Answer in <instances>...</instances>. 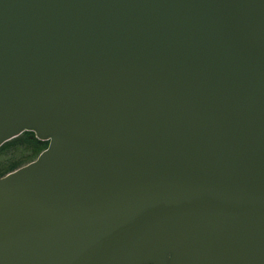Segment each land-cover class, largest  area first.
Masks as SVG:
<instances>
[{
    "label": "water",
    "instance_id": "95a60500",
    "mask_svg": "<svg viewBox=\"0 0 264 264\" xmlns=\"http://www.w3.org/2000/svg\"><path fill=\"white\" fill-rule=\"evenodd\" d=\"M0 264H264V0H0Z\"/></svg>",
    "mask_w": 264,
    "mask_h": 264
},
{
    "label": "trees",
    "instance_id": "16d2710c",
    "mask_svg": "<svg viewBox=\"0 0 264 264\" xmlns=\"http://www.w3.org/2000/svg\"><path fill=\"white\" fill-rule=\"evenodd\" d=\"M47 144L29 131L3 142L0 146V177L37 158Z\"/></svg>",
    "mask_w": 264,
    "mask_h": 264
}]
</instances>
